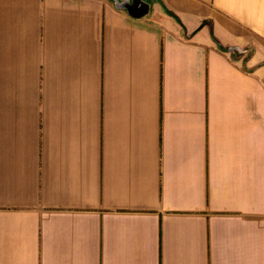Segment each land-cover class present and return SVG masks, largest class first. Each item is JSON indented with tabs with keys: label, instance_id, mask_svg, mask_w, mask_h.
<instances>
[{
	"label": "crops",
	"instance_id": "obj_1",
	"mask_svg": "<svg viewBox=\"0 0 264 264\" xmlns=\"http://www.w3.org/2000/svg\"><path fill=\"white\" fill-rule=\"evenodd\" d=\"M144 1L0 0V264H264V0Z\"/></svg>",
	"mask_w": 264,
	"mask_h": 264
},
{
	"label": "water",
	"instance_id": "obj_2",
	"mask_svg": "<svg viewBox=\"0 0 264 264\" xmlns=\"http://www.w3.org/2000/svg\"><path fill=\"white\" fill-rule=\"evenodd\" d=\"M114 4L115 7L125 10L134 18H142L150 10V4L144 0H114Z\"/></svg>",
	"mask_w": 264,
	"mask_h": 264
},
{
	"label": "rangeland",
	"instance_id": "obj_3",
	"mask_svg": "<svg viewBox=\"0 0 264 264\" xmlns=\"http://www.w3.org/2000/svg\"><path fill=\"white\" fill-rule=\"evenodd\" d=\"M233 54L237 57V56H239V52H237V51H233Z\"/></svg>",
	"mask_w": 264,
	"mask_h": 264
},
{
	"label": "trees",
	"instance_id": "obj_4",
	"mask_svg": "<svg viewBox=\"0 0 264 264\" xmlns=\"http://www.w3.org/2000/svg\"><path fill=\"white\" fill-rule=\"evenodd\" d=\"M169 14H171V13H169ZM172 15V14H171ZM173 16V15H172Z\"/></svg>",
	"mask_w": 264,
	"mask_h": 264
}]
</instances>
